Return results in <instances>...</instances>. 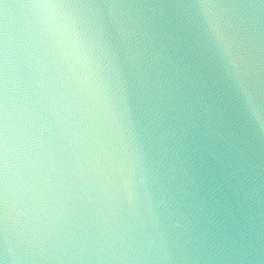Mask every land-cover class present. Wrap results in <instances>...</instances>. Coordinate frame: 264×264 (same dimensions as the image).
Segmentation results:
<instances>
[{"label": "clouds", "instance_id": "obj_1", "mask_svg": "<svg viewBox=\"0 0 264 264\" xmlns=\"http://www.w3.org/2000/svg\"><path fill=\"white\" fill-rule=\"evenodd\" d=\"M85 32L68 0H28V26L0 37V73L29 101L26 134L0 118V226L28 264H49L67 232L66 200L88 225L92 264H264V0H184L206 25L232 82L231 110L154 22L104 0ZM136 73L140 120L130 119L119 53ZM102 132L106 147L68 167L53 161L68 129ZM133 205L121 215L114 193Z\"/></svg>", "mask_w": 264, "mask_h": 264}, {"label": "water", "instance_id": "obj_2", "mask_svg": "<svg viewBox=\"0 0 264 264\" xmlns=\"http://www.w3.org/2000/svg\"><path fill=\"white\" fill-rule=\"evenodd\" d=\"M68 3L78 9L81 15V23L85 32L90 28L89 20L93 13L102 11L113 37H116V29L112 26L111 19L107 16V7L104 0H68ZM123 9L138 11L146 19L154 22L165 42L174 43L181 49V55H186L194 66L209 78V83L214 85V90L224 101V105L231 110L233 105L232 82L227 77V71L216 45L198 17L185 15L184 0H118ZM28 0H0V37L17 36L28 26L27 12ZM120 73L128 91V105L130 119L134 123L140 120V112L137 105L136 73L131 62L119 53ZM14 69L9 67L7 80L0 73V118L5 114L8 117L9 127L26 134L29 127L28 115L30 104L24 97L21 86L15 82L11 73ZM256 87L264 91V82H259ZM75 127L68 129L63 147L51 154L53 161L60 160L65 153H71L68 167L62 169L56 165V173L70 172L75 176L78 172V164L86 158L94 162V157L101 154L106 147V138L102 132L91 129H83L80 133L85 136L88 143H77L73 140ZM114 195L120 202V213L131 220L133 217V205L129 202L128 194L120 190ZM82 193L78 194L76 186H72L66 200L67 206V232L59 237L56 246L49 256V264H92L83 248V237L88 225L76 217V211L80 207L79 200ZM98 264H107L106 258H97ZM0 264H28V256L22 251L20 242L11 230L0 226Z\"/></svg>", "mask_w": 264, "mask_h": 264}]
</instances>
